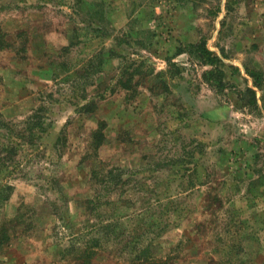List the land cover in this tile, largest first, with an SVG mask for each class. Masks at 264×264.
<instances>
[{
  "label": "rangeland",
  "instance_id": "374dc122",
  "mask_svg": "<svg viewBox=\"0 0 264 264\" xmlns=\"http://www.w3.org/2000/svg\"><path fill=\"white\" fill-rule=\"evenodd\" d=\"M0 264H264V0H0Z\"/></svg>",
  "mask_w": 264,
  "mask_h": 264
},
{
  "label": "trees",
  "instance_id": "16d2710c",
  "mask_svg": "<svg viewBox=\"0 0 264 264\" xmlns=\"http://www.w3.org/2000/svg\"><path fill=\"white\" fill-rule=\"evenodd\" d=\"M253 93V92H252Z\"/></svg>",
  "mask_w": 264,
  "mask_h": 264
}]
</instances>
